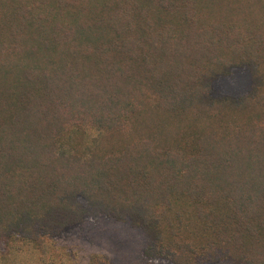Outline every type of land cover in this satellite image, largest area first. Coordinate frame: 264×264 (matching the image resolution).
I'll list each match as a JSON object with an SVG mask.
<instances>
[{"label":"trees","instance_id":"trees-1","mask_svg":"<svg viewBox=\"0 0 264 264\" xmlns=\"http://www.w3.org/2000/svg\"><path fill=\"white\" fill-rule=\"evenodd\" d=\"M105 222L264 264V0H0V260Z\"/></svg>","mask_w":264,"mask_h":264},{"label":"rangeland","instance_id":"rangeland-1","mask_svg":"<svg viewBox=\"0 0 264 264\" xmlns=\"http://www.w3.org/2000/svg\"><path fill=\"white\" fill-rule=\"evenodd\" d=\"M99 243L84 239L49 240L41 254L34 247L21 245V249L0 264H88L90 254L110 255L115 264H141L142 239L132 232L122 231L110 223L99 226Z\"/></svg>","mask_w":264,"mask_h":264}]
</instances>
